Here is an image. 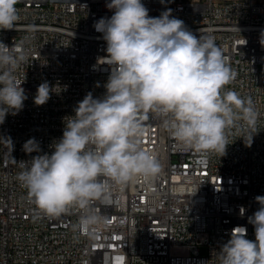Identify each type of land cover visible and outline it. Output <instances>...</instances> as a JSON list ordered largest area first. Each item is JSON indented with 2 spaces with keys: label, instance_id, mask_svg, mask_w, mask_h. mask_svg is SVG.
<instances>
[{
  "label": "built area",
  "instance_id": "built-area-1",
  "mask_svg": "<svg viewBox=\"0 0 264 264\" xmlns=\"http://www.w3.org/2000/svg\"><path fill=\"white\" fill-rule=\"evenodd\" d=\"M106 2L19 0L16 30H0V41H24L30 51L19 70V78L26 75L24 108L0 125V136L12 138L17 161L31 158L22 151L31 138L50 152L63 134L62 118L73 115L88 92H105L108 66L93 65L106 55V43L93 24L113 14ZM142 2L152 17L170 8L194 35L215 37L237 74L226 87L250 97L259 111L252 146L236 132L225 156L202 158L177 150L159 121L149 118L144 147L157 155L162 173L151 185L137 181L118 191L113 206L99 209L108 223L92 235L74 229V212L58 219L38 212L16 180L19 168L0 146V264H214L213 252L233 228L244 226L247 238L255 239L248 217L259 208L255 197L264 196V0ZM44 81L67 90L37 106L33 98Z\"/></svg>",
  "mask_w": 264,
  "mask_h": 264
},
{
  "label": "clouds",
  "instance_id": "clouds-1",
  "mask_svg": "<svg viewBox=\"0 0 264 264\" xmlns=\"http://www.w3.org/2000/svg\"><path fill=\"white\" fill-rule=\"evenodd\" d=\"M18 3L0 0V30H16ZM106 8L111 17L93 24L106 43V55L93 65V70L108 66L103 95L88 92L74 114L62 118L63 134L49 145L50 152L31 138L22 146L31 158L17 161L12 138L0 136L4 155L19 168L16 180L36 210L53 219L74 212V229L87 235L108 223L99 209L113 206L118 191L160 177L159 158L144 147L149 118L159 121L177 150L202 158L225 156L236 132L251 147L259 132L255 102L226 87L237 74L213 35H194L170 8L152 17L142 0H110ZM259 42L264 47V30ZM29 58L24 41L12 46L0 41V125L24 108L26 75L19 78V70ZM66 90L44 81L34 104L42 106ZM255 201L259 208L248 217L255 239L247 238L246 227L233 228L213 252L214 264H264V196Z\"/></svg>",
  "mask_w": 264,
  "mask_h": 264
}]
</instances>
